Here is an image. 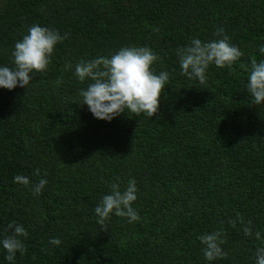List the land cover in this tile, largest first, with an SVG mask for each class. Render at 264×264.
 Listing matches in <instances>:
<instances>
[{
  "label": "trees",
  "instance_id": "obj_1",
  "mask_svg": "<svg viewBox=\"0 0 264 264\" xmlns=\"http://www.w3.org/2000/svg\"><path fill=\"white\" fill-rule=\"evenodd\" d=\"M34 24L67 38L28 88H0V239L11 221L28 232L11 264H256L264 103L253 105L246 85L251 61L264 60V0H0V66H13L14 45ZM218 27L243 56L210 65L204 84L182 76L176 50L218 39ZM125 46L151 48L153 72L169 73L159 110L96 119L79 95L91 81L75 66ZM16 175L47 184L34 197ZM117 178L121 191L136 181L140 220L113 214L102 229L94 208ZM213 231L224 233L227 257L209 262L198 237ZM6 255L0 245V264Z\"/></svg>",
  "mask_w": 264,
  "mask_h": 264
},
{
  "label": "clouds",
  "instance_id": "obj_2",
  "mask_svg": "<svg viewBox=\"0 0 264 264\" xmlns=\"http://www.w3.org/2000/svg\"><path fill=\"white\" fill-rule=\"evenodd\" d=\"M213 35L218 37L208 42L193 38L186 47L176 50L182 76L196 79L199 83H206V70L214 64L218 68H231L238 61L243 52L230 42V37L223 27H218ZM67 38L59 30L50 27H41L38 24L30 26L27 34L17 40L12 51V67L0 66V88L13 90L17 86L25 88L32 81V73L46 71L51 63L55 47ZM259 52L264 54V46L259 47ZM159 59L158 55L149 47L125 46L120 48L110 57L100 56L88 61H80L75 66V76L84 82L90 80L86 89L79 92L82 105H87L89 111L96 119L111 121L125 113V110L135 116L145 114L151 118L159 110L160 98L169 73L162 71L155 74L152 65ZM65 65V69L70 68ZM248 93L253 98V105L264 103V60L253 59L248 73L246 85ZM40 169L34 170V175L39 176ZM14 183L29 186L30 179L25 175L14 176ZM46 179H39L31 183V192L38 197L45 185ZM137 199V187L134 179L129 180L127 186L121 191L120 183L110 184V194L102 197L94 208L97 223L106 229V221L111 215L127 218L128 223L140 220L139 213L133 208ZM237 220L243 226V233L247 237L253 236L252 222L244 221L238 214ZM236 227L237 221H229ZM5 231L11 234L0 239V245L6 250V260L13 262L17 252L24 255L27 251L23 240L28 232L23 224L11 221ZM222 231L205 233L198 237L203 245L204 258L211 262L227 257L222 245L226 242ZM255 239H261V233H255ZM49 244L59 246L61 240L53 238ZM256 264H264V246H259L255 251Z\"/></svg>",
  "mask_w": 264,
  "mask_h": 264
}]
</instances>
